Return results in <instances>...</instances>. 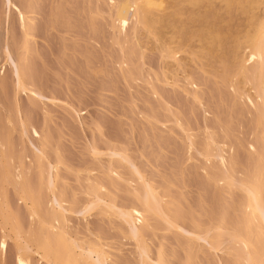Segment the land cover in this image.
Wrapping results in <instances>:
<instances>
[{"label": "rangeland", "instance_id": "obj_1", "mask_svg": "<svg viewBox=\"0 0 264 264\" xmlns=\"http://www.w3.org/2000/svg\"><path fill=\"white\" fill-rule=\"evenodd\" d=\"M14 2L28 17L23 25L27 35L21 39L12 12L6 24L0 23V46L5 50L9 45L6 50L13 57L15 52L19 54L20 78L33 84L41 98L13 93L9 69L14 60L9 57L3 61L0 54V144L6 136L5 152L9 150L12 159L20 157V173L32 193L39 186L32 159L33 148H38L54 167L50 174L57 191L67 200L86 202L88 197L81 188L85 180H94L106 192H98L104 202L113 208H136L133 168L167 203L170 217L182 216L179 225L184 232L193 226L209 228L221 222L225 232L245 226L243 194L232 186L221 190L213 186L210 180L222 174L217 171L221 168L219 165L216 170L214 158L204 155L202 139L205 136L208 141L210 136L211 151L226 147L220 152L230 179H252L264 160V143L253 126V111L247 102L235 101L229 88L206 66L203 74L197 64L188 62L182 69L156 50L138 51L131 20L118 32L110 27L107 0ZM262 8L264 0H260L257 15ZM231 22L227 24L236 23ZM162 60L174 68L173 76H163ZM213 61L209 66L219 71ZM182 131L189 134L188 142ZM187 143L192 145L189 150ZM214 143L215 148L210 146ZM105 150L116 151L127 161L110 157L108 178L107 157L92 158V152ZM44 183L42 180L41 197H45ZM4 192L9 210L24 228L27 220L21 203L9 185L4 186ZM104 211L95 208L82 216L65 214L68 234L81 242L102 245L105 264H137L133 242L126 236L127 226ZM137 219L134 215V224ZM147 221L153 230L142 233L151 260L159 252L166 264H232L225 252H210L204 242L194 243L182 230L165 229L151 217ZM247 227L253 231L251 225ZM253 235L262 245L261 234ZM3 239L2 262L12 264V243ZM224 239L222 245H226ZM34 259L30 258L31 264Z\"/></svg>", "mask_w": 264, "mask_h": 264}, {"label": "bare ground", "instance_id": "obj_2", "mask_svg": "<svg viewBox=\"0 0 264 264\" xmlns=\"http://www.w3.org/2000/svg\"><path fill=\"white\" fill-rule=\"evenodd\" d=\"M13 1L0 0V14L2 15L0 19H3L0 23L6 24L7 19L10 18L9 14L12 16L13 12L21 30V39H24L27 34L23 31V25L28 17L22 11V6L20 4L18 6L15 2L14 4ZM107 1L111 9L110 27L118 32L127 20H131L133 38L138 51L144 48L148 51L156 50L163 59L175 62V67L183 69L189 62L193 65L197 64L194 66L203 74L206 72L203 66H206L207 71L215 73L213 77L218 75L226 89L229 88L227 91L228 93L230 91L235 101L239 100L242 105L244 101L249 104L246 103L253 111V126L258 130V137L264 143V8L261 9L260 15L256 14L260 0ZM232 14H239L242 17L235 19ZM232 19L236 21L234 26L228 25ZM189 42L191 44H188ZM6 48H9V45ZM6 48L3 50L1 47L2 53L0 54H2L3 61L14 60L10 61L12 67L9 69L10 76L13 78V93L21 92L25 96L33 95L38 99L41 98L33 84L20 78L19 54L15 52L13 57ZM16 49L17 47L15 51ZM179 53L185 55L176 57ZM211 61L214 65L216 62L219 71L209 66ZM161 68L165 78L174 75V68L169 67L164 60L161 61ZM193 99H196L194 95ZM4 120L8 123L6 117ZM174 123L179 127L175 120ZM182 134L188 142L189 134L184 131ZM204 137L202 139L205 142L202 145L204 149L206 148L204 155L209 160L214 158L212 160H215L216 170L219 165V168L223 170V172L220 169L217 170L222 174L216 173L219 176L210 180L213 186L215 185L219 190L232 186V189L243 194L245 226L242 229L225 232L222 231L224 225L221 222L209 228L193 226V230L184 232L179 225L183 223L182 216L170 217L167 203L133 168L131 169L132 183L135 187L132 189V198L136 201V208L131 206L113 208L98 194L100 191L103 194L106 192L94 180H85L81 188V193L88 197L86 202L78 203L67 200L62 192L57 191L50 174V170L54 167L38 148H33L32 159L35 163L39 186L32 193L21 174L23 166L20 157L12 159L9 150L5 152L8 142L4 136L1 139L3 146L0 144V264H3L2 258L5 252L2 253L5 243L3 238H7L12 243L11 249L14 252L11 258L12 264H31L32 256L35 257L34 264H105L106 256L101 249L102 245L89 244L86 240L79 241L68 234L65 226V214L82 216L95 208H101L102 213H105L104 210L109 211L127 226L126 236L133 242L137 264H166L159 252H156L152 260L148 257L147 245L142 232L153 230L147 221L149 217L161 222L165 229L182 230L184 236H188L194 243L199 240L204 242L210 252H225L226 254H222L229 255L232 264H264V160L252 179L236 182L238 180L229 178L228 168L223 166L222 156L224 154L222 155L220 151L224 152L226 147L220 146L222 150H219V147L215 148L214 143L210 146L217 151L213 147L211 148L214 150L211 151L208 144L212 143V140L210 136L208 141ZM186 145L188 146L186 150L192 146L191 143ZM100 155L107 157L105 170L107 178L111 174L110 157L114 156L119 161L127 163L121 154L113 150H105L103 153L92 152V158L97 159ZM40 160L44 162L43 167H41L43 162L40 164ZM227 161H225L226 166ZM228 165L230 167V163ZM42 180L45 182V197H41ZM230 180L234 182L230 183ZM5 185L13 189L17 200L23 207L27 220L24 228L20 226L17 217L7 206L4 194ZM134 215L138 217L135 224L133 223ZM249 225L253 228L252 232L247 227ZM254 233L261 234L262 245L259 244ZM223 237L226 245H222Z\"/></svg>", "mask_w": 264, "mask_h": 264}]
</instances>
